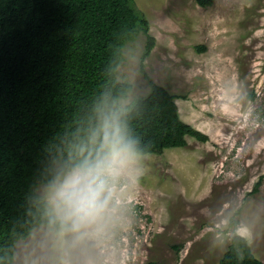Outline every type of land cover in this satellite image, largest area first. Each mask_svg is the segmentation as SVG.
Returning a JSON list of instances; mask_svg holds the SVG:
<instances>
[{
  "label": "rangeland",
  "instance_id": "374dc122",
  "mask_svg": "<svg viewBox=\"0 0 264 264\" xmlns=\"http://www.w3.org/2000/svg\"><path fill=\"white\" fill-rule=\"evenodd\" d=\"M133 5L155 44L143 60V33L124 45L118 79L132 90L120 104L148 93L143 64L176 97L181 121L208 139L137 155L111 182L102 220L63 235L38 227L16 244L12 264H218L232 221L264 262V0ZM52 190L37 189L59 217Z\"/></svg>",
  "mask_w": 264,
  "mask_h": 264
},
{
  "label": "trees",
  "instance_id": "16d2710c",
  "mask_svg": "<svg viewBox=\"0 0 264 264\" xmlns=\"http://www.w3.org/2000/svg\"><path fill=\"white\" fill-rule=\"evenodd\" d=\"M140 33L143 60L155 39L133 0H0V264L13 263L16 244L34 229L61 230L37 189L103 154L106 118L137 155L184 148L187 137L207 141L143 64L148 93L120 104L132 90L118 79L122 50ZM236 224L218 264H264Z\"/></svg>",
  "mask_w": 264,
  "mask_h": 264
},
{
  "label": "clouds",
  "instance_id": "9594fccd",
  "mask_svg": "<svg viewBox=\"0 0 264 264\" xmlns=\"http://www.w3.org/2000/svg\"><path fill=\"white\" fill-rule=\"evenodd\" d=\"M104 129L103 154L53 186L50 202L61 220V235L79 233L102 220L114 191L111 182L137 159L133 142L125 139L118 123L106 118Z\"/></svg>",
  "mask_w": 264,
  "mask_h": 264
}]
</instances>
